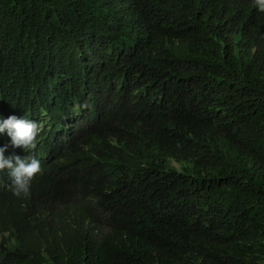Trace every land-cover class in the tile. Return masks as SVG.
Masks as SVG:
<instances>
[{"label":"trees","instance_id":"obj_1","mask_svg":"<svg viewBox=\"0 0 264 264\" xmlns=\"http://www.w3.org/2000/svg\"><path fill=\"white\" fill-rule=\"evenodd\" d=\"M10 115L47 121L29 195L0 172V264H264L253 0H0Z\"/></svg>","mask_w":264,"mask_h":264},{"label":"clouds","instance_id":"obj_2","mask_svg":"<svg viewBox=\"0 0 264 264\" xmlns=\"http://www.w3.org/2000/svg\"><path fill=\"white\" fill-rule=\"evenodd\" d=\"M253 6L264 13V0H253ZM39 131L37 123L24 116L10 115L6 119H0V135H7L10 145L25 153L23 157L19 155L6 157L8 145L0 146V172L8 170L10 180L8 188L17 198L29 195L33 178L41 171L40 161L26 154L34 149Z\"/></svg>","mask_w":264,"mask_h":264},{"label":"rangeland","instance_id":"obj_3","mask_svg":"<svg viewBox=\"0 0 264 264\" xmlns=\"http://www.w3.org/2000/svg\"><path fill=\"white\" fill-rule=\"evenodd\" d=\"M43 116H47L46 114H41ZM41 119H39V122H37V125L39 127V129H43V125L45 123V121H47V118H43V117H40Z\"/></svg>","mask_w":264,"mask_h":264}]
</instances>
